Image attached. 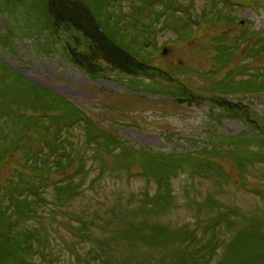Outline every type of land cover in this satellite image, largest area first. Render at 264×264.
I'll return each instance as SVG.
<instances>
[{"label": "rangeland", "instance_id": "374dc122", "mask_svg": "<svg viewBox=\"0 0 264 264\" xmlns=\"http://www.w3.org/2000/svg\"><path fill=\"white\" fill-rule=\"evenodd\" d=\"M47 2L0 0V264H264V0Z\"/></svg>", "mask_w": 264, "mask_h": 264}, {"label": "trees", "instance_id": "16d2710c", "mask_svg": "<svg viewBox=\"0 0 264 264\" xmlns=\"http://www.w3.org/2000/svg\"><path fill=\"white\" fill-rule=\"evenodd\" d=\"M54 0H48V2H47V6H46V8L48 9V11H49V17H50V19H51V23L52 24H54V25H56V26H59L60 24H58V19H59V17H57L56 16V11L54 10ZM77 13H79L78 11H77ZM48 21H49V19H48ZM71 22L69 23V22H64L63 23V26H69V28H71V26L72 27H74L75 29V31H74V39L75 40H78V37H79V33H82V31H83V29H77V27H76V24H73L72 22V20H70ZM75 22H76V20H74ZM80 24V23H79ZM79 32V33H78ZM60 51H64V49H60ZM103 74V73H102ZM91 80H96V79H92V77H90V76H88ZM62 97V96H61ZM58 98H60V97H57V99ZM60 99H63L65 102H68V103H70V105L72 106V103L70 102V101H66V99L65 98H60ZM62 107H64V106H62ZM69 110V109H68ZM69 120V119H68ZM9 130H11V128H9ZM46 171H48V170H46ZM41 176V175H40ZM39 183V182H38ZM27 186V185H26ZM25 189V193L27 194V193H30V194H33L32 193V190L30 189V187L29 186H27V189L26 188H24ZM29 189V190H28ZM64 189H65V187H64ZM35 193V195H36V191L34 192ZM34 195V194H33ZM79 232H82V231H79ZM81 235H83V232H82V234ZM24 247V246H23ZM25 248V247H24Z\"/></svg>", "mask_w": 264, "mask_h": 264}]
</instances>
